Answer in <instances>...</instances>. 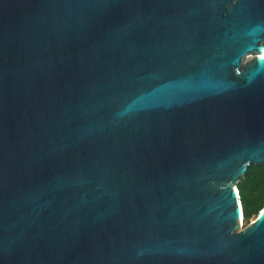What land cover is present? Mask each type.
Listing matches in <instances>:
<instances>
[{
	"label": "water",
	"instance_id": "water-1",
	"mask_svg": "<svg viewBox=\"0 0 264 264\" xmlns=\"http://www.w3.org/2000/svg\"><path fill=\"white\" fill-rule=\"evenodd\" d=\"M263 44L264 0H0V264H264Z\"/></svg>",
	"mask_w": 264,
	"mask_h": 264
},
{
	"label": "trees",
	"instance_id": "trees-1",
	"mask_svg": "<svg viewBox=\"0 0 264 264\" xmlns=\"http://www.w3.org/2000/svg\"><path fill=\"white\" fill-rule=\"evenodd\" d=\"M245 225L264 207V163L251 164L238 182Z\"/></svg>",
	"mask_w": 264,
	"mask_h": 264
},
{
	"label": "rangeland",
	"instance_id": "rangeland-1",
	"mask_svg": "<svg viewBox=\"0 0 264 264\" xmlns=\"http://www.w3.org/2000/svg\"><path fill=\"white\" fill-rule=\"evenodd\" d=\"M253 55L254 54H251V55H249V56H247L245 58L244 62L241 64V66L235 69V74H238L239 75V74H241L243 72L245 66H247V64L252 60ZM245 226L246 225L244 224V222L241 221L240 228H244Z\"/></svg>",
	"mask_w": 264,
	"mask_h": 264
},
{
	"label": "bare ground",
	"instance_id": "bare-ground-1",
	"mask_svg": "<svg viewBox=\"0 0 264 264\" xmlns=\"http://www.w3.org/2000/svg\"><path fill=\"white\" fill-rule=\"evenodd\" d=\"M258 54H259L258 55V59L259 60L264 59V44L262 45V49H261V51ZM239 214L241 216L240 204H239Z\"/></svg>",
	"mask_w": 264,
	"mask_h": 264
}]
</instances>
